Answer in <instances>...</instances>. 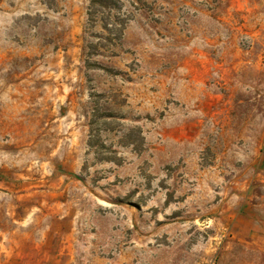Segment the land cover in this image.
<instances>
[{
	"label": "rangeland",
	"instance_id": "rangeland-1",
	"mask_svg": "<svg viewBox=\"0 0 264 264\" xmlns=\"http://www.w3.org/2000/svg\"><path fill=\"white\" fill-rule=\"evenodd\" d=\"M0 264H264V0H0Z\"/></svg>",
	"mask_w": 264,
	"mask_h": 264
}]
</instances>
